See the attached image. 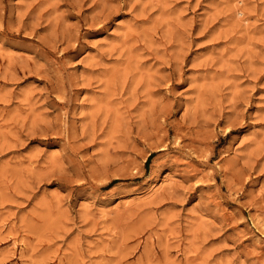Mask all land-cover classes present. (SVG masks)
Masks as SVG:
<instances>
[{
    "label": "rangeland",
    "instance_id": "1",
    "mask_svg": "<svg viewBox=\"0 0 264 264\" xmlns=\"http://www.w3.org/2000/svg\"><path fill=\"white\" fill-rule=\"evenodd\" d=\"M0 264H264V0H0Z\"/></svg>",
    "mask_w": 264,
    "mask_h": 264
},
{
    "label": "bare ground",
    "instance_id": "2",
    "mask_svg": "<svg viewBox=\"0 0 264 264\" xmlns=\"http://www.w3.org/2000/svg\"><path fill=\"white\" fill-rule=\"evenodd\" d=\"M241 16H242V14H241ZM238 17V16H237ZM243 19V18H242ZM245 25V24H244ZM153 186V185H152ZM155 189V188H154ZM141 190V189H140ZM145 190V189H144ZM136 195V194H135ZM140 195V194H139Z\"/></svg>",
    "mask_w": 264,
    "mask_h": 264
}]
</instances>
